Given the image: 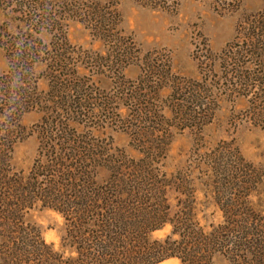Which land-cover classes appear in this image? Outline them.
Returning a JSON list of instances; mask_svg holds the SVG:
<instances>
[{
	"label": "rangeland",
	"instance_id": "obj_1",
	"mask_svg": "<svg viewBox=\"0 0 264 264\" xmlns=\"http://www.w3.org/2000/svg\"><path fill=\"white\" fill-rule=\"evenodd\" d=\"M147 170L173 222L240 202L264 235V0H0V212L27 201L6 263L63 251L58 198Z\"/></svg>",
	"mask_w": 264,
	"mask_h": 264
},
{
	"label": "trees",
	"instance_id": "obj_2",
	"mask_svg": "<svg viewBox=\"0 0 264 264\" xmlns=\"http://www.w3.org/2000/svg\"><path fill=\"white\" fill-rule=\"evenodd\" d=\"M78 169L80 171L83 168L79 166ZM179 177L182 179L184 176L181 174ZM158 179L154 172L141 171L131 177L120 178L117 184L109 182L100 187L90 182L71 201L68 196L66 201L58 198V203L64 208L61 212L65 214V218L70 216L67 219V237L64 239L63 251L44 252L35 245L34 252H28L21 262L158 264L177 258L181 264H263L262 227H248L251 223L246 221V214H242L243 203L231 205L218 202L224 214V226L216 232L207 233L194 220L189 207L183 209L177 223L171 220L163 190L166 182ZM15 184L19 186L18 182ZM118 186L120 188L116 190ZM180 189L178 188L179 191ZM26 192L27 189H24L23 193ZM218 199L220 201L221 196ZM26 204L27 201L21 198L14 204L5 205L6 210L0 212V215H4L2 218L7 220L0 226V232L3 231L0 235L12 240L8 237L14 222H9V219L17 218V215L21 217L17 214L18 209ZM168 224L174 227L171 235L162 241L152 240V233ZM17 229L22 230L20 225H17ZM23 232L26 236V232ZM36 238L40 240L37 230ZM34 244L47 248L42 242ZM7 250H10V246H7ZM8 251L1 253L0 264H7L8 257L13 256ZM66 251L68 257H64ZM49 254L53 255L52 260H49Z\"/></svg>",
	"mask_w": 264,
	"mask_h": 264
}]
</instances>
